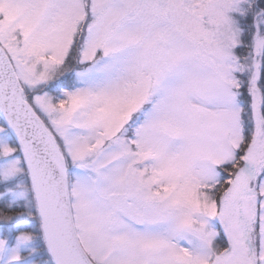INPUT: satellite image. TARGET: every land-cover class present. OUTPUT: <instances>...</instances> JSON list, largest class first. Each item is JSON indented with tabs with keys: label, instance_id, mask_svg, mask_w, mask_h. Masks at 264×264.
<instances>
[{
	"label": "snow or ice",
	"instance_id": "snow-or-ice-1",
	"mask_svg": "<svg viewBox=\"0 0 264 264\" xmlns=\"http://www.w3.org/2000/svg\"><path fill=\"white\" fill-rule=\"evenodd\" d=\"M0 264H264V0H0Z\"/></svg>",
	"mask_w": 264,
	"mask_h": 264
}]
</instances>
